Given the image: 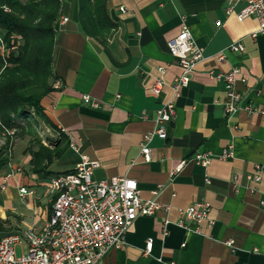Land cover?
I'll list each match as a JSON object with an SVG mask.
<instances>
[{
    "label": "crops",
    "instance_id": "1",
    "mask_svg": "<svg viewBox=\"0 0 264 264\" xmlns=\"http://www.w3.org/2000/svg\"><path fill=\"white\" fill-rule=\"evenodd\" d=\"M227 6L228 0H108L116 27L101 44L80 30L77 0L63 1L68 21L55 34L53 90L41 100L56 129L44 124L40 133L48 137L45 144L63 133L68 146L48 170L70 171L85 155L99 162L94 179L133 178L143 199L161 205L153 215L137 217L124 247L111 249L100 264H264V33L253 37L258 21L237 17L242 3L230 14ZM181 16L205 59L175 98L176 117L167 124L166 138H152L151 159L145 161L143 134L156 127L157 111L172 97L171 85L181 73L168 47ZM236 41L243 52L230 49ZM159 66L165 73L157 93L152 87ZM232 68L245 81L236 84L242 108L227 116L224 83L208 73ZM85 95L98 106L84 102ZM229 146L233 155L224 159ZM27 148V139H16L10 162L0 170V237L41 225L45 211L51 213L48 178L31 170ZM198 152L210 153L208 165L193 161ZM258 170V182L248 178ZM21 187L33 193L21 196ZM196 201L210 205L200 225L189 222L199 232L177 225L179 211Z\"/></svg>",
    "mask_w": 264,
    "mask_h": 264
},
{
    "label": "built area",
    "instance_id": "2",
    "mask_svg": "<svg viewBox=\"0 0 264 264\" xmlns=\"http://www.w3.org/2000/svg\"><path fill=\"white\" fill-rule=\"evenodd\" d=\"M238 3L243 4L236 12L239 19L253 17L258 21V28L251 35L255 37L264 33V0H228L227 12H234V6ZM181 20L179 32L168 41L169 51L177 59L181 73L171 85L172 97L157 111L156 127L143 134L140 146L145 161L151 159L152 138H166L167 124L176 117L175 98L189 84L196 65L205 59L204 51L195 42L184 16H181ZM67 21L68 17L61 15L58 24L61 26ZM230 49L241 53L244 46L236 41ZM218 57L220 60L225 58L222 53ZM158 72L160 75L152 87L157 93L164 85L165 68L159 66ZM238 73V68L227 72L208 73L224 83L226 94L222 105L227 116L242 108L243 95L236 88V84L238 81L244 82L245 79L239 77ZM83 100L93 107L98 106V102L88 95L83 96ZM244 108L247 111L253 110L250 105ZM232 155V146H229L223 149L221 157L226 159ZM210 159V153L198 152L193 161L206 166ZM98 166L97 160L82 155L74 169L48 178L47 188L53 195L48 219L41 225L32 223L25 230L0 237V264H100L111 249L124 247L125 233L134 220L139 216L153 215L161 205L154 199H143L138 183L133 178L118 176L94 179L93 171ZM257 172L248 178L258 182L261 177L259 170ZM206 182L209 183L208 178ZM19 193L25 196L33 192L21 187ZM260 203L264 206V198ZM209 211L208 202L196 201L179 211L177 225L188 231L199 232V225L208 217ZM166 222L168 221L165 224ZM189 222L199 225L192 229ZM152 246L149 239L145 247L147 253ZM18 247L22 251L21 255L17 254Z\"/></svg>",
    "mask_w": 264,
    "mask_h": 264
},
{
    "label": "trees",
    "instance_id": "3",
    "mask_svg": "<svg viewBox=\"0 0 264 264\" xmlns=\"http://www.w3.org/2000/svg\"><path fill=\"white\" fill-rule=\"evenodd\" d=\"M63 1L0 0V137H5L0 148V170L10 162L13 142L27 139L31 170L41 178H50L53 175L48 167L68 146L63 133L47 144L40 133L44 124L56 129L41 100L53 90L55 34ZM77 2L80 30L104 44L116 27L108 0Z\"/></svg>",
    "mask_w": 264,
    "mask_h": 264
},
{
    "label": "rangeland",
    "instance_id": "4",
    "mask_svg": "<svg viewBox=\"0 0 264 264\" xmlns=\"http://www.w3.org/2000/svg\"><path fill=\"white\" fill-rule=\"evenodd\" d=\"M44 139H45V138H44ZM4 141H5V137H4V136H1V137H0V148H1V146L4 144ZM46 142H48V141H46ZM32 197H33V196H28V199H29V198L31 199ZM46 199H47V198L45 197L44 200H46ZM17 201H18V203L21 204V205H20L21 208L26 209V208H25V202H24V201H23V203L21 202V200H17ZM26 201H27V200H26ZM44 207H45V206H44ZM44 207H43V208H44ZM27 213H28V212H27ZM44 215H45V218L47 219V218H48V210L45 211ZM17 254H18V255H21V254H22V251H21V249H20L19 247L17 248Z\"/></svg>",
    "mask_w": 264,
    "mask_h": 264
},
{
    "label": "bare ground",
    "instance_id": "5",
    "mask_svg": "<svg viewBox=\"0 0 264 264\" xmlns=\"http://www.w3.org/2000/svg\"><path fill=\"white\" fill-rule=\"evenodd\" d=\"M67 172V171H66Z\"/></svg>",
    "mask_w": 264,
    "mask_h": 264
}]
</instances>
